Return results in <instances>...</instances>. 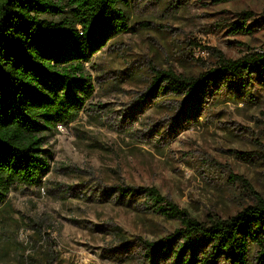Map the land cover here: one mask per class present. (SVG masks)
I'll use <instances>...</instances> for the list:
<instances>
[{"label":"rangeland","instance_id":"rangeland-1","mask_svg":"<svg viewBox=\"0 0 264 264\" xmlns=\"http://www.w3.org/2000/svg\"><path fill=\"white\" fill-rule=\"evenodd\" d=\"M129 11L130 30L86 64L95 92L84 110L45 135L50 172L12 189L0 264H171L147 243L180 221L119 186L155 187L201 221L264 200V77L212 75L219 54L264 52V0H131ZM159 71L205 90L161 95Z\"/></svg>","mask_w":264,"mask_h":264},{"label":"trees","instance_id":"trees-1","mask_svg":"<svg viewBox=\"0 0 264 264\" xmlns=\"http://www.w3.org/2000/svg\"><path fill=\"white\" fill-rule=\"evenodd\" d=\"M130 7L131 0H0V207L15 186L33 187L50 172L45 135L73 123L86 107L95 92L86 64L130 30ZM252 69L264 77V52L235 60L219 54L212 75L242 81ZM167 86L195 98L206 82L157 72L151 89L166 95ZM117 191L145 194L156 212L180 221L172 234L147 243L171 264H250L253 247L264 264L261 198L233 216L201 221L155 187Z\"/></svg>","mask_w":264,"mask_h":264},{"label":"crops","instance_id":"crops-1","mask_svg":"<svg viewBox=\"0 0 264 264\" xmlns=\"http://www.w3.org/2000/svg\"><path fill=\"white\" fill-rule=\"evenodd\" d=\"M5 209L9 210L11 209V207L9 206V198H8V202L6 204H4L3 206L0 207V233H1V228H2V225L3 223L5 222L4 218L1 216V213L2 211H4ZM9 219H12L11 216H8ZM15 229H12L11 230V233L14 232ZM0 240H14L12 239V236L11 237H7V238H1L0 237Z\"/></svg>","mask_w":264,"mask_h":264},{"label":"built area","instance_id":"built-area-1","mask_svg":"<svg viewBox=\"0 0 264 264\" xmlns=\"http://www.w3.org/2000/svg\"><path fill=\"white\" fill-rule=\"evenodd\" d=\"M58 128L61 129V130H65V127H64V125H62V124H59V125H58ZM42 190H43V188H42Z\"/></svg>","mask_w":264,"mask_h":264}]
</instances>
